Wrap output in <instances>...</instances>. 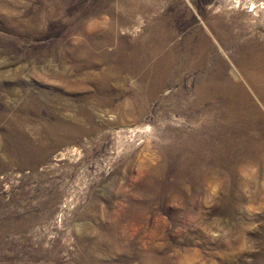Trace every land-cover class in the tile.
Instances as JSON below:
<instances>
[{
    "label": "rangeland",
    "instance_id": "374dc122",
    "mask_svg": "<svg viewBox=\"0 0 264 264\" xmlns=\"http://www.w3.org/2000/svg\"><path fill=\"white\" fill-rule=\"evenodd\" d=\"M0 264H264V0H0Z\"/></svg>",
    "mask_w": 264,
    "mask_h": 264
}]
</instances>
